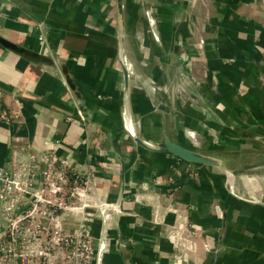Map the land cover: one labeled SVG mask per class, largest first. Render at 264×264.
<instances>
[{"label":"crops","instance_id":"obj_1","mask_svg":"<svg viewBox=\"0 0 264 264\" xmlns=\"http://www.w3.org/2000/svg\"><path fill=\"white\" fill-rule=\"evenodd\" d=\"M241 2L254 9V0H217L214 8L219 11L211 18L202 0L172 1L170 21L182 15L177 46L197 43L196 26L209 42L210 70L203 71L204 61L196 59L187 71L203 80L200 90L176 75L178 51L176 46L174 55L169 54V36L165 52L161 47L141 52L130 44L132 20L125 4L124 54L155 63L156 79L159 74L166 84H181L176 85V101L169 99L171 129L154 131L146 121L149 103L135 94L132 82L131 113L138 121L134 110L140 108L152 143L153 132L159 142L166 133L182 143L176 119L180 123L186 118L202 131L200 122L210 124L203 115L208 113L227 136L258 128L260 114L264 119V28L254 23V11L252 18L244 14ZM117 17L116 0H0V37L42 57L0 45V168L12 170L14 161L24 164L30 156L58 147L61 158L88 172L96 194L120 205L108 231L107 264H257L254 230L259 226L254 214L263 215L264 208L222 189L219 169H189L174 156L144 150L128 136ZM67 77L85 103L84 112ZM181 90L196 98L181 106ZM199 106L206 112L195 110ZM214 106L234 121L223 120ZM242 115L248 119L245 127L235 123ZM93 225L92 235L98 239L102 225Z\"/></svg>","mask_w":264,"mask_h":264},{"label":"built area","instance_id":"obj_2","mask_svg":"<svg viewBox=\"0 0 264 264\" xmlns=\"http://www.w3.org/2000/svg\"><path fill=\"white\" fill-rule=\"evenodd\" d=\"M58 150L0 168V264H107L108 231L119 210ZM98 221L102 233L95 239Z\"/></svg>","mask_w":264,"mask_h":264},{"label":"rangeland","instance_id":"obj_3","mask_svg":"<svg viewBox=\"0 0 264 264\" xmlns=\"http://www.w3.org/2000/svg\"><path fill=\"white\" fill-rule=\"evenodd\" d=\"M173 0H126V10L128 11L131 22V34H130V44H135L134 46L139 47V51L141 52H149L152 50L153 52H158L159 48L161 47L163 49V52H165V48L167 45V37L170 35V29H171V16L172 12L170 10L171 7H173L172 4ZM188 3L193 0H187ZM190 1V2H189ZM217 0H202V3H204L205 6H207V9L209 10V16L212 18L214 15H217V11H219V8H214ZM246 2L247 0H242ZM198 2H201V0H198ZM234 2V1H233ZM218 4V3H217ZM196 5V4H195ZM241 7H244V14H246L248 17L254 16V23H259L264 28V0H254V9H251L250 7H245V3L241 2ZM222 8V7H221ZM190 11V9H189ZM152 12L153 15L161 20L160 24V40L156 39L153 33V28L149 24V20L147 17V13ZM190 14V13H188ZM218 17V16H217ZM195 39L197 40V43L191 42L189 43V48L185 45V43L181 42L179 46H177V61H178V68L176 75H182L185 77L186 82L184 84H189V81L191 80L193 85V88L196 90L202 89V87L205 85L202 84L203 80H200L196 76H188V70L192 69V66L194 65V61L202 60L204 61L201 65L204 67L203 71L207 72L209 69V65L211 61H207V46L208 43L207 39L205 37V32L200 28L199 26L195 27ZM183 37L181 36V40ZM195 41V40H194ZM195 47V48H194ZM158 48V49H157ZM194 50V52H190L191 50ZM133 49H131L132 51ZM189 50V51H188ZM160 53V52H159ZM204 53V55L202 54ZM164 55V53H162ZM156 59V54L153 56ZM145 60V59H144ZM130 64L134 66V69L140 73L143 77H147L146 79L151 82V85H153L154 90L158 91L160 90V98L159 101L157 99L154 101L152 98V95L148 90L146 91L144 88H139L137 85H135V94L141 95L142 97H145L146 101L149 104H146L145 111L147 119L146 121L148 123H151L153 130L155 131H161V130H170L171 127L169 124H171L170 121V115H169V108H170V95L167 93V90L169 89V84H166L165 81L160 79V76L158 74V77L156 79V76L154 74V71H156V64H150L147 61L140 62V57L133 58V60H130ZM138 68V69H137ZM180 70V72H179ZM177 79H181L180 77H177ZM176 79V80H177ZM181 84H179V87ZM186 88V86H184ZM166 89V90H165ZM183 91V90H181ZM186 90L181 92L180 105L182 106L184 103H186L187 98L188 99H195V96H191L188 94ZM161 99V101H160ZM184 102V103H183ZM197 102V101H196ZM199 104V103H197ZM193 106V105H192ZM194 108V107H193ZM191 108L190 111L193 109ZM195 109V108H194ZM200 109V110H198ZM197 110L198 112H201L203 114V108L199 106ZM167 111V112H166ZM216 114L220 116H224L222 118L223 120H227L228 122H231L230 120L234 118L225 115L223 111L219 109V106H214L213 109ZM151 112V113H150ZM134 113H136V116L138 117V121L134 120V126L138 132L143 134L142 136L151 142V135L148 131V128L144 122V118L142 115V112L140 111V108L138 106L135 107ZM205 118H207L210 122V124L207 123H201L202 131L196 130V128H192L193 124L191 125V122L186 121L183 119L180 123L176 119V123L179 124L178 129H181L180 131L184 132L183 135L180 134V136L177 137V139L182 142L184 145L188 147H196L200 150H205L206 152H209V154L220 157L224 163H225V169L217 171L222 177L223 181H221L220 187L222 189H226L227 192L231 195L233 193L238 194L240 198L239 200L249 201L252 202V199L250 198V195L248 193L252 192L255 197H257V200L264 201V173H261V170H264V148L257 142L256 138L260 137L264 133V119L261 117V114L258 119L259 124L258 128H254L251 131H246L243 129L236 130L235 132H232L231 136H227L226 130H221L219 128L215 127L216 122L208 116V113L203 114ZM173 118H175V115H171ZM243 119L239 120L241 122L235 121V123L240 124L241 126L245 127L244 125H248V119L242 115ZM196 126L198 122H195ZM199 123V124H200ZM200 129V128H199ZM233 130V129H232ZM193 131V132H192ZM224 131V132H223ZM261 135H260V133ZM191 133L193 137H191L189 134ZM155 143L159 142L158 136L156 132H153ZM156 135V136H155ZM174 135V134H173ZM189 135V136H187ZM196 135V136H194ZM264 135V134H263ZM193 138V140L191 139ZM192 140V141H191ZM197 141V142H196ZM198 143V144H197ZM225 146L222 148H217L219 145ZM199 146V147H198ZM216 146V147H215ZM222 150H217V149ZM211 150H217L213 153H210ZM228 169V170H227ZM254 169L258 174L256 177L254 176ZM235 172V175H238V177H235V181H237L235 184V192L231 185H229L228 178H227V172ZM244 172H248V176L251 180L249 183V186L246 185L241 181L243 180ZM251 176V177H250ZM259 176V177H258ZM260 182H259V180ZM240 183V184H239ZM261 184V185H260ZM239 185V186H238ZM243 185V186H242ZM246 187V189H245ZM242 188V189H241ZM249 188V189H248ZM233 189V190H232ZM245 189V190H244ZM247 190V191H246ZM250 190V191H249ZM243 192V193H242ZM242 193V194H241ZM244 194V195H243ZM255 205V204H254ZM257 206V205H256ZM262 213V211H261ZM263 215L260 216V214L255 215L254 214V220L257 221L259 226V229H256V232L254 230V237H256L255 241V249H254V258L259 256V261L257 264H264V211L262 213ZM259 221H258V220ZM254 221V222H255ZM257 231L259 232V237H257Z\"/></svg>","mask_w":264,"mask_h":264},{"label":"water","instance_id":"obj_4","mask_svg":"<svg viewBox=\"0 0 264 264\" xmlns=\"http://www.w3.org/2000/svg\"><path fill=\"white\" fill-rule=\"evenodd\" d=\"M116 9H117V24L120 30V41H121V48H120V56L119 61L122 67L123 75H124V86L123 90L126 94V102L127 106H125V110L123 112V121L124 126L127 131L128 136L133 140L137 145L142 147L144 150L152 153H159V154H168L171 156L176 157L180 161L190 164L195 167H208L223 170L225 169L224 161L218 157L209 154L205 150H199L194 147H188L182 143H179L173 140L170 136L166 133L162 135V141L158 143H152L150 141L144 140L134 126V120L131 113V98H132V91H133V83H132V74L130 68L128 67V62L130 59L124 54V46L126 42V30H125V4L124 0H116ZM182 22V15L175 16L173 21L171 22V29L170 35L168 40V52L172 56L174 55L176 46H177V34L179 27ZM0 45L7 50L15 52L17 54L31 56L33 58L42 59V57L32 54L29 51L20 48L14 44H11L7 40L0 37ZM67 83L70 90L76 95L79 100L78 107L80 108L81 112L85 110V103L81 99V95L77 92V87L73 83V80L67 77ZM178 84L177 81L168 85L169 86V94L170 98L173 102L176 101V85ZM257 142L264 148V136H260L256 138ZM219 145V144H218ZM216 147V146H215ZM217 148H222L220 145ZM216 148V149H217ZM222 150V149H217ZM217 150H211L210 153H213ZM228 170V169H227ZM236 197L240 198L238 194L233 193ZM254 203V201H252ZM255 205L264 208V201H257L254 203ZM117 209H120V205L117 206Z\"/></svg>","mask_w":264,"mask_h":264},{"label":"bare ground","instance_id":"obj_5","mask_svg":"<svg viewBox=\"0 0 264 264\" xmlns=\"http://www.w3.org/2000/svg\"><path fill=\"white\" fill-rule=\"evenodd\" d=\"M147 17H148V20H149V24H150V26L153 28V33H154V36H155V38L156 39H159L160 40V31H159V29H160V24H161V20L159 19V18H157V17H155L154 15H153V13L152 12H148L147 13ZM128 63V67L130 68V71H131V74H132V82H134V84L135 85H137L139 88H144L146 91L148 90V92H150V94L152 95V98L154 99V101L157 99V101H159V98H160V90L158 89V91H155L154 90V87H153V85H151V82L150 81H148L146 78L147 77H143L140 73H138L135 69H134V66H133V64L131 65L130 64V62L129 61H127ZM138 69V68H137ZM166 90V89H165ZM167 93L169 94V89L167 90ZM158 96H159V98H158ZM170 97V96H169ZM160 101H161V99H160ZM136 129V128H135ZM138 132V131H137ZM193 132V131H192ZM139 133V135L144 139V140H146L142 135L143 134H141L140 132H138ZM184 133V132H183ZM189 134H191V133H189ZM187 136H189V135H187ZM191 137H193V135L191 134L190 135ZM194 136H196V135H194ZM194 138V137H193ZM193 138H191L192 140H193ZM196 138H194V140H195ZM191 140V141H192ZM194 140H193V143H194ZM146 141H148V140H146ZM197 142V141H196ZM194 144H196V143H194ZM198 144V143H197ZM199 147V146H198ZM235 172H231V171H228L227 172V178H228V182H229V185H231L232 187H233V189H234V187H235V184H237L238 182L237 181H235V177H238V175H235L234 174ZM261 173H264V170H261ZM248 172H244V175H243V177H241V178H243V180H241L244 184H245V186L246 185H248L249 186V183L251 182V180L250 179H248L249 178V176H248ZM258 174H260V173H257L256 171H255V169H254V176L256 177ZM251 177V176H250ZM259 177V176H258ZM259 180V179H258ZM250 181V182H249ZM237 182V183H236ZM259 182H260V180H259ZM263 182H264V180H263ZM240 184V183H239ZM261 185V184H260ZM239 186V185H238ZM243 186V185H242ZM250 187V186H249ZM232 189V190H233ZM242 189V188H241ZM245 189H246V187H245ZM244 189V190H245ZM249 189V188H248ZM247 191V190H246ZM250 191V190H249ZM234 192H235V189H234ZM243 193V192H242ZM241 193V194H242ZM244 195V194H243ZM248 195H250V198L252 199V201H254V203L255 202H257V201H259V200H257V197H255L254 196V194L252 193V192H250V193H248Z\"/></svg>","mask_w":264,"mask_h":264},{"label":"trees","instance_id":"obj_6","mask_svg":"<svg viewBox=\"0 0 264 264\" xmlns=\"http://www.w3.org/2000/svg\"><path fill=\"white\" fill-rule=\"evenodd\" d=\"M106 167H107V164H106Z\"/></svg>","mask_w":264,"mask_h":264}]
</instances>
